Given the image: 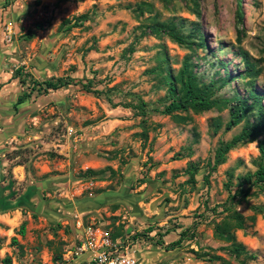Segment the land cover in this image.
<instances>
[{
	"label": "rangeland",
	"instance_id": "374dc122",
	"mask_svg": "<svg viewBox=\"0 0 264 264\" xmlns=\"http://www.w3.org/2000/svg\"><path fill=\"white\" fill-rule=\"evenodd\" d=\"M142 1L151 10L140 13ZM154 18L184 32L197 24L206 46L143 33ZM240 48L264 93V0H0V264H81L105 246L136 264H240L213 234L212 208L256 169L258 148H232L204 180L243 122L224 131L227 107L181 112L183 122L161 114L166 86L151 71L162 54L174 74L188 57L202 81L216 80V97L246 96ZM59 77L68 83L45 88ZM140 100L143 113L128 106ZM251 206H264V191L237 205L255 219L235 237L255 254L248 264H264V217Z\"/></svg>",
	"mask_w": 264,
	"mask_h": 264
},
{
	"label": "trees",
	"instance_id": "16d2710c",
	"mask_svg": "<svg viewBox=\"0 0 264 264\" xmlns=\"http://www.w3.org/2000/svg\"><path fill=\"white\" fill-rule=\"evenodd\" d=\"M167 0H164L166 2ZM151 4L145 1L137 4L136 9L142 13L145 10H151ZM237 17L242 20V13L238 9ZM85 18L82 14L78 16V20ZM73 25H80V22H74ZM147 30L156 36L162 34L167 35L170 39L178 44L185 45L192 48H204L206 46L204 37L200 30V27L196 24L187 32H184L174 22L160 21L156 18L152 19L150 23L145 26ZM241 30H237L240 33ZM239 39V37H238ZM240 40V39H239ZM238 40V41H239ZM132 49V48H131ZM238 54L241 56L244 68L239 71V75L249 78L248 83L251 84L250 89L246 96L234 94L233 96L221 98L215 96L216 80L212 79L210 82L202 81L194 67V64L188 57L184 58L181 68L174 74L167 65V58L164 54L158 57V65L151 69V71L158 70L160 73L161 82L166 86L165 104L159 111L161 114L170 115L176 121H186L187 116L182 115L181 112L193 111L202 112L212 109L214 107H227L229 118L224 124V131H229L239 123L243 122L242 128L236 133L230 140L218 142L214 151L213 162L209 160L206 164L208 173L204 175V180H208V174L215 170L219 164L226 161L227 153L234 147L248 143L257 142L259 156L257 159L256 169L253 172H247L243 175H238V182L236 188L232 191L229 190L228 196L225 201L212 208L216 216L220 217L219 220H213V234L219 239L228 243L226 249L230 255L239 261L240 264H248V259L255 258V254L248 251L245 246L236 240L235 230L246 229V224L252 225L254 223L255 216L243 215L236 207L241 202H247L248 196L256 195L259 192L264 191V93L254 88V78L259 74L260 69L256 68V64L251 60L247 51L239 49ZM224 65L223 63H221ZM232 76L225 75L220 77L219 81L223 82L229 80ZM68 81L57 78L56 80H46L43 82L46 89H58L66 85ZM144 102L140 100L138 104H128L134 109H140L142 113L144 110ZM221 121L216 119L214 126L216 129L221 127ZM111 173L113 170L108 168ZM199 166L197 163H189L185 173L188 174L186 182H194L195 174L198 172ZM89 174L96 173L92 169H87ZM230 189L231 183L225 184ZM254 189L253 192H250ZM256 213H260L264 217V206H251ZM192 230L188 228L183 231L182 236ZM150 231V228L148 229ZM19 232L24 233L23 224L20 227ZM178 238L172 242L171 246H179L183 240V237ZM12 243H16V239H12ZM162 240H157V244H162ZM197 257H201V254H197ZM209 258H203V260L212 261L214 259H220L219 256L214 254H207ZM3 264H9V258L5 257L2 260ZM84 264V261L82 262Z\"/></svg>",
	"mask_w": 264,
	"mask_h": 264
},
{
	"label": "built area",
	"instance_id": "2783aa9c",
	"mask_svg": "<svg viewBox=\"0 0 264 264\" xmlns=\"http://www.w3.org/2000/svg\"><path fill=\"white\" fill-rule=\"evenodd\" d=\"M84 264H136V261L127 251L123 253L118 251L117 246H105L93 254Z\"/></svg>",
	"mask_w": 264,
	"mask_h": 264
},
{
	"label": "clouds",
	"instance_id": "9594fccd",
	"mask_svg": "<svg viewBox=\"0 0 264 264\" xmlns=\"http://www.w3.org/2000/svg\"><path fill=\"white\" fill-rule=\"evenodd\" d=\"M257 147H258V143L256 142V143H249L248 145H247V149H248V152L250 153L251 152V150H253V149H257ZM245 155V152H243V151H241L240 153H239V156L240 157H243Z\"/></svg>",
	"mask_w": 264,
	"mask_h": 264
}]
</instances>
